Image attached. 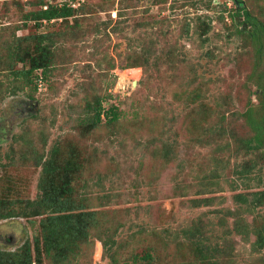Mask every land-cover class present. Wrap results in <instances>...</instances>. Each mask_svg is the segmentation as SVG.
Returning a JSON list of instances; mask_svg holds the SVG:
<instances>
[{"label":"rangeland","instance_id":"374dc122","mask_svg":"<svg viewBox=\"0 0 264 264\" xmlns=\"http://www.w3.org/2000/svg\"><path fill=\"white\" fill-rule=\"evenodd\" d=\"M40 1L50 0H0V199L16 215L0 220V251L39 235L49 210L20 213L41 200L54 149L51 195L92 222L64 264H146V251L149 264H202L183 229L217 249L214 264H264L253 244L264 206L251 203L264 190V145L246 148L254 133L241 116L258 83L264 91V0H237L240 15L233 0H85L49 22L31 18ZM39 42L50 66L25 83L14 72L26 64L9 54ZM95 101L118 119L85 127Z\"/></svg>","mask_w":264,"mask_h":264},{"label":"trees","instance_id":"16d2710c","mask_svg":"<svg viewBox=\"0 0 264 264\" xmlns=\"http://www.w3.org/2000/svg\"><path fill=\"white\" fill-rule=\"evenodd\" d=\"M233 2L235 6V13L238 15L240 8H242L240 5L242 4V1L233 0ZM81 8L82 7H78L76 9L66 7L58 8L53 3H43L40 1L39 9L35 13L31 14V18L39 22H42V20H46L47 22L58 19L64 20L73 17L76 12L81 10ZM244 12L245 15L249 16L247 11L244 10ZM221 18L223 17L221 16ZM18 47L19 50L16 52L15 49L17 50ZM51 54L50 46L42 45L41 42L35 44L33 48L19 43L17 47L11 49L9 56L14 60L18 57L17 59H19L20 62H24L26 64V68L24 67V69L20 71H15L14 75L21 76L25 83L30 84L33 81V73L36 70H41L39 75L40 79L45 77L51 63ZM141 65L142 63L134 61L132 63H128L126 68H134ZM262 85L263 84L261 82L256 85L257 89L254 95L256 96L257 104L255 106L249 104L241 115L245 119L248 127L254 133L251 137L253 140L250 139L245 142L248 150H254L260 145H264V91H261ZM95 102L99 104L98 101ZM88 109L94 110L95 120L91 123H87L85 127L87 126L90 128L97 125L102 120L101 117L104 119L107 118V122H113L118 119L116 110L109 109L107 111H103L100 104L97 107H93L89 102L86 104V110ZM253 110L255 113H253ZM259 111L262 112L260 118ZM251 141H255L256 143L252 144ZM53 150L49 153L50 159L43 162L41 183L38 185L43 194V196L40 197L41 200H37L32 203L33 206L30 210L20 213L21 216L25 218L35 217L41 215L40 209H43L44 211L47 209L49 210V214L41 216L39 220V235L34 236L31 243L26 240L20 247V250L15 253L0 251V264H41L42 258H48L53 264H64L67 260L69 263V258L71 257L72 259L76 255L75 250L78 249L81 244L87 242L88 229L92 224L87 217L91 216V214L73 213L74 209L66 202V198L64 201L60 202L56 196L53 194L51 195L50 192H53L54 190L52 188L48 189V183H52L55 176L51 161L52 156H55V151L53 152ZM261 164L263 165L262 162ZM65 183L67 184V182ZM66 184L63 185L61 190L63 194L70 191L69 186ZM251 195V203L253 206H264V190L257 191ZM238 197H240V195H238ZM5 204L6 201L2 197V199H0V220L16 216L11 207ZM254 227L253 234L256 238L253 244L264 246V224L262 226L256 225ZM183 234L192 245H195L193 251L198 262L202 264H214L213 252L217 251V249L214 247L202 246L204 243H202L201 239L194 242V235H192L190 229H183ZM200 237H202V235H200ZM101 242L102 248L107 253V243L102 240ZM230 251H232V247ZM222 254L224 255V253ZM225 255L227 254L225 253ZM108 257L110 260L109 264H126L123 261L119 262L118 258L114 255H109ZM139 260L146 261V264H149L152 261V256L150 252L146 251L143 257Z\"/></svg>","mask_w":264,"mask_h":264},{"label":"built area","instance_id":"2783aa9c","mask_svg":"<svg viewBox=\"0 0 264 264\" xmlns=\"http://www.w3.org/2000/svg\"><path fill=\"white\" fill-rule=\"evenodd\" d=\"M85 0H55L54 5L58 8L66 7L76 9L80 7ZM51 3V0L49 1Z\"/></svg>","mask_w":264,"mask_h":264},{"label":"bare ground","instance_id":"6f19581e","mask_svg":"<svg viewBox=\"0 0 264 264\" xmlns=\"http://www.w3.org/2000/svg\"><path fill=\"white\" fill-rule=\"evenodd\" d=\"M127 71V70H126ZM129 71H130V73L133 75V76H136V74H137V70L136 69H130V70H128V74H129ZM125 75V74H124ZM123 79V78H122ZM121 79V80H122ZM135 79V78H134ZM123 81V80H122Z\"/></svg>","mask_w":264,"mask_h":264},{"label":"water","instance_id":"95a60500","mask_svg":"<svg viewBox=\"0 0 264 264\" xmlns=\"http://www.w3.org/2000/svg\"><path fill=\"white\" fill-rule=\"evenodd\" d=\"M245 25H246L245 23L242 24L243 27H244Z\"/></svg>","mask_w":264,"mask_h":264},{"label":"flooded vegetation","instance_id":"af4514ba","mask_svg":"<svg viewBox=\"0 0 264 264\" xmlns=\"http://www.w3.org/2000/svg\"><path fill=\"white\" fill-rule=\"evenodd\" d=\"M11 239V238H10ZM10 243V242H9Z\"/></svg>","mask_w":264,"mask_h":264}]
</instances>
